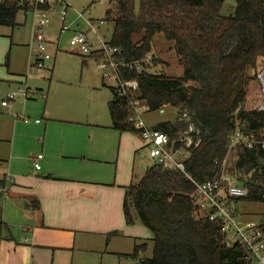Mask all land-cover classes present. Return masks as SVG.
Wrapping results in <instances>:
<instances>
[{"label": "trees", "instance_id": "obj_1", "mask_svg": "<svg viewBox=\"0 0 264 264\" xmlns=\"http://www.w3.org/2000/svg\"><path fill=\"white\" fill-rule=\"evenodd\" d=\"M111 1L117 16L110 44L120 50L124 62L150 55L157 35L172 45L180 60V77L155 75L146 69L124 76L138 80L137 98L149 112L166 107L177 111L175 121L159 123L153 130L168 135L174 150L189 155L185 173L153 165L126 189L127 225H143L154 243L151 259H142L145 245L136 246L127 257L137 264H248L244 250L224 244L220 227L210 222L207 210L195 206L191 195L195 184L222 172L237 125L257 138L264 130V114L257 111L256 79L264 68V0H239L229 17L220 15L226 0H140L138 11L136 0ZM20 11H32L27 0H0V27L15 29ZM111 15L108 10L107 16ZM112 92L114 98L108 103L111 128L140 135L128 123L127 101ZM183 110L187 121L182 119ZM182 134L191 139L190 147ZM233 151L237 161L225 171L247 192L237 202L264 204V149L240 146ZM7 185L0 175V189ZM35 204L32 207L38 208ZM2 228L0 220V249Z\"/></svg>", "mask_w": 264, "mask_h": 264}, {"label": "crops", "instance_id": "obj_2", "mask_svg": "<svg viewBox=\"0 0 264 264\" xmlns=\"http://www.w3.org/2000/svg\"><path fill=\"white\" fill-rule=\"evenodd\" d=\"M13 65L0 72L1 95L19 80ZM44 102L38 110L25 106L28 124L14 106L0 114V143L9 149H0V175L10 179L0 220L13 229L1 243L0 264H74L80 254L91 264H137L127 256L140 245L146 255L152 236L141 224L127 225L124 201L149 168L143 172L140 161L144 149L149 158V143L72 104L52 110L50 93ZM38 155L40 170L32 159Z\"/></svg>", "mask_w": 264, "mask_h": 264}, {"label": "rangeland", "instance_id": "obj_3", "mask_svg": "<svg viewBox=\"0 0 264 264\" xmlns=\"http://www.w3.org/2000/svg\"><path fill=\"white\" fill-rule=\"evenodd\" d=\"M33 1V0H27ZM71 9L68 11L67 25L70 31L61 32L59 21V10L50 14L51 24L45 29V39L51 44L47 46V52L51 57L50 61L44 63V68L30 73V66L33 64L34 51L30 48L33 41L35 28L34 15L31 12L20 11L16 18L18 26L15 29L0 27V72L7 71L12 63L14 73L19 80L15 81L14 87L8 93H17L20 89L29 91L28 97L22 96L14 102L16 111L14 114L23 115L25 106L32 110H38L42 106L44 99L42 96L51 95V109L57 105H73L80 110L82 114L90 113L92 117L98 116L102 122L111 121L108 112V102L112 101L114 96L111 86L103 80L102 73L98 70L99 58L96 56H86L80 54L77 47L71 45V40L78 32H85L89 29L86 21L95 23L98 35L107 43H110L113 36V20L116 18V6L111 0H66ZM239 0H226L220 15L229 17L234 14ZM140 0H136L138 11ZM108 10L112 11L110 18L107 16ZM80 15L83 18H80ZM102 23V24H101ZM91 41L96 43L97 36L90 35ZM140 38L137 37L135 41ZM28 46V47H26ZM151 54L156 61L146 67L148 73L155 75H165L168 77H180L183 68L180 60L177 58L172 45L168 43L162 35H157L152 43ZM28 57L27 69H25L26 58ZM23 74V75H19ZM102 87V88H101ZM6 92V91H5ZM1 95L0 102L6 100L7 94ZM164 113L149 112L144 116L148 129L163 122H173L176 120L177 111L174 108L166 107ZM4 109L0 114H4ZM39 120H41L39 118ZM187 121V120H186ZM7 124V123H6ZM193 131V128L190 129ZM183 138L186 134L181 135ZM2 153L8 152L6 144L0 143ZM237 153L230 152L225 163V168L229 171L233 169L237 161ZM144 158V159H143ZM5 160V159H4ZM144 161L143 172L152 164V160L147 157V150L140 161ZM4 168L7 166L4 165ZM141 168V166H140ZM3 195L0 198V209L3 211L5 200ZM239 218L241 222L264 223V204L239 202L237 205ZM12 228L3 225L2 237L7 239L11 237ZM150 233V232H149ZM152 236V234L150 233ZM18 242H20L18 240ZM150 249L142 259H151L153 256L154 243L149 245ZM74 264H84L88 259L84 254L77 256ZM69 264V262H68ZM93 264H97L96 262Z\"/></svg>", "mask_w": 264, "mask_h": 264}, {"label": "built area", "instance_id": "obj_4", "mask_svg": "<svg viewBox=\"0 0 264 264\" xmlns=\"http://www.w3.org/2000/svg\"><path fill=\"white\" fill-rule=\"evenodd\" d=\"M99 1V0H93ZM32 7L31 13L34 15V34L30 48L34 51L33 64L30 66V73H35L44 68V63L51 60L47 52L49 41L45 39V29L51 24L50 14L59 10V21L61 32L70 31L67 25L68 11L71 6L66 0H33L28 1ZM41 8H46L45 10ZM80 18H83L80 15ZM89 29L85 32H78L71 40V45L79 49L80 54L86 56H97L99 58L98 70L102 73L103 80L107 82L116 96L125 99L128 103V123L135 130L140 131V137L150 145L149 158L155 165L167 170H176L185 173L184 161L188 158L185 151L174 150L168 135L148 129L144 116L149 112L148 106L137 98L139 83L137 79H126V72H141L151 65L154 60L152 54L141 61L124 62L121 52L110 43L105 42L97 33L95 23L86 21ZM102 24V23H101ZM94 34L98 40L93 43L90 35ZM260 90V101L257 111L264 114V68L256 75ZM27 89H20L17 93H11L6 100L0 102V110L11 108L18 97H28ZM43 99L46 96H42ZM25 124L30 123L26 116H16ZM182 119L188 120L186 110H183ZM41 121L36 120L39 124ZM191 131V130H190ZM260 137L254 134H245L241 127L237 125L231 134L230 152L240 146L248 149H264V130L260 132ZM187 147L192 145L189 137H186ZM43 158L42 155L32 157L35 161L34 167L40 170L41 166L37 161ZM226 163V161H225ZM225 163L220 175L202 184H195L196 188L191 197L195 206L200 210L209 212V220L220 227V233L224 238L227 247L239 246L244 250V259L248 264H264V223L241 222L237 209V200L247 195L246 190L229 175L225 170ZM10 183V179L7 180ZM8 186L0 189V193L7 195ZM27 242V241H26Z\"/></svg>", "mask_w": 264, "mask_h": 264}]
</instances>
